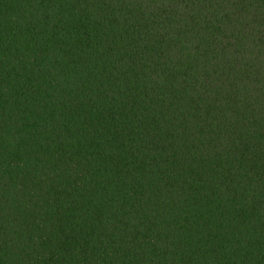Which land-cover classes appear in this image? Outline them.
<instances>
[{"label": "trees", "instance_id": "obj_1", "mask_svg": "<svg viewBox=\"0 0 264 264\" xmlns=\"http://www.w3.org/2000/svg\"><path fill=\"white\" fill-rule=\"evenodd\" d=\"M0 264H264V0H0Z\"/></svg>", "mask_w": 264, "mask_h": 264}]
</instances>
